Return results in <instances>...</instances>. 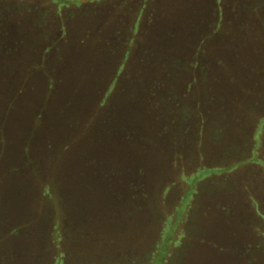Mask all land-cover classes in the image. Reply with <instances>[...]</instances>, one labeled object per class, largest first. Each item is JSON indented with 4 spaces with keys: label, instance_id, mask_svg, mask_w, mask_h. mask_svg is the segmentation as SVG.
Instances as JSON below:
<instances>
[{
    "label": "rangeland",
    "instance_id": "obj_1",
    "mask_svg": "<svg viewBox=\"0 0 264 264\" xmlns=\"http://www.w3.org/2000/svg\"><path fill=\"white\" fill-rule=\"evenodd\" d=\"M39 1L53 48L37 10L0 49L25 70L0 71V264H264V20L192 38L234 0Z\"/></svg>",
    "mask_w": 264,
    "mask_h": 264
},
{
    "label": "trees",
    "instance_id": "obj_2",
    "mask_svg": "<svg viewBox=\"0 0 264 264\" xmlns=\"http://www.w3.org/2000/svg\"><path fill=\"white\" fill-rule=\"evenodd\" d=\"M99 1L100 0H97V2H99ZM82 2L84 4L83 0H82ZM233 4L235 5L233 7V14L231 15V17H227V18L223 17V19L220 17L222 21L216 20V17H218V16L215 14L214 11H213L212 17L208 16V19H207V21L205 20V23H195V22L189 23L192 18H189V20L185 21L187 23V25H190L189 30L194 28V34H192V38L195 37L199 32H203V34L206 35L205 34L206 26L209 29L210 34L216 33L225 27L226 22L227 23L229 22V24H231V20L234 18H237V23H238L239 28H240V34L238 36L239 38H241L243 40L245 39L246 41H249L253 38H256V36H255V34H256L255 24L257 21H255V19L261 18L262 20H264V0H234ZM204 5L207 7V11L209 12V8H208L207 2L205 0H204ZM69 6H72V5H69ZM47 8H49V9L43 8L41 6V3L39 0H0V49L1 50L2 49H10L9 47H15L17 49V47H19L22 44V42H24V38H25V36L23 37V35L21 34V31L18 28V26L19 25H25L27 20L30 21V18L36 17L37 10H40L42 12V16L44 18V24L47 25L46 26L47 29L42 31V35L40 36V42L42 41V39L45 38V40L41 43L42 48H45L44 51L47 50V52L49 50H51V48H53V47L51 44L52 42L50 43V35H51V32L53 31V29L51 28L49 21H47L49 18V13L52 10H54L57 15L58 14L60 15L61 11L63 9L59 10L55 4H49ZM171 10H172V8H171ZM210 15H211V13H210ZM17 17L21 18V20L19 22L16 19ZM139 19L140 18H138V20L136 21L137 23L140 22ZM169 22L170 23L174 22V19L169 20ZM215 22H216L215 28L211 29L210 24L211 23L214 24ZM30 24L32 26L31 22H30ZM125 25H126V23L122 24V28H124ZM157 25H159V24H157ZM28 26H29V22H28ZM175 26H176V24H175ZM170 27L172 28L173 25L170 24V26L168 28H164L161 31L164 32L165 30H167L165 35L176 39L177 38L176 37L177 31L171 29ZM152 30H153V28H152ZM87 31L89 33H91L90 36H92V34L94 33L92 28L88 29ZM181 32H183V31H181ZM151 38L153 41V42H151L152 43L151 46L154 48H157L158 47L157 46V42H158L157 36L154 35ZM192 38H189V39L191 40ZM189 39H188V41H190ZM85 44L86 43H84V44L80 43V45H85ZM61 47H62V45L61 46L57 45L55 49H61ZM233 50L238 53V47L237 46H234ZM146 53H147V51H146ZM149 54L153 55L154 52L153 53L150 52ZM1 55H0V62L5 60V58L3 59ZM8 56H10V55H8ZM225 61L226 60H224L223 58H218L216 60V62L218 64H221V65L225 64ZM1 64H3V63H0V71H19V72L25 71V70H20V69H18V70L13 69L12 67H9L8 65L7 66L3 65L1 67ZM8 68H10V69H8ZM250 71H252L251 67H250ZM156 72L161 73L162 68H157ZM9 84L10 83L8 82V79L2 78V76L0 74V104H2L1 102L5 101L6 98L10 97L8 95V93L13 88ZM21 89H25V88L23 87ZM149 100H150V97H149ZM10 110H11V108L7 107L4 113L9 112ZM245 142H244V145L240 149L243 148V150L245 151L246 154H248V156L252 155L249 153L250 151L248 152L246 150L247 145ZM254 152L256 153V155L259 158L260 156L258 155L256 150H254ZM259 159L261 162L256 163V164H259V165L264 167L263 158H259ZM232 160H235V158L229 159V161H232ZM129 170L131 171V169H129ZM111 172L114 175V176H112V177H114V179H117L116 177H120V175H121L119 169L116 171H111ZM113 193L118 194L117 191H114ZM120 196L121 195H119V197Z\"/></svg>",
    "mask_w": 264,
    "mask_h": 264
}]
</instances>
